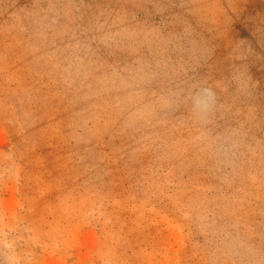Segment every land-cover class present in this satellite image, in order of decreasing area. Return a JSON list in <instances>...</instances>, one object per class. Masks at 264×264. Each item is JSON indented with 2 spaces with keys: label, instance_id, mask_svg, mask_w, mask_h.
I'll return each mask as SVG.
<instances>
[{
  "label": "rangeland",
  "instance_id": "rangeland-1",
  "mask_svg": "<svg viewBox=\"0 0 264 264\" xmlns=\"http://www.w3.org/2000/svg\"><path fill=\"white\" fill-rule=\"evenodd\" d=\"M120 20L179 37L167 75L144 90L135 129L113 111L123 93L90 95L97 76L148 55L100 43ZM77 42L91 44L100 66L69 92L48 57ZM240 65L251 97L235 91ZM187 80L218 86L230 109L219 127L255 109L251 142L261 147L224 180L187 146L182 110L157 104ZM77 116L87 121L80 138ZM0 150L15 161L0 171V211L23 237V264H249L229 242L264 249V0H0Z\"/></svg>",
  "mask_w": 264,
  "mask_h": 264
},
{
  "label": "clouds",
  "instance_id": "clouds-1",
  "mask_svg": "<svg viewBox=\"0 0 264 264\" xmlns=\"http://www.w3.org/2000/svg\"><path fill=\"white\" fill-rule=\"evenodd\" d=\"M47 12L37 22L38 31L45 39L52 24L47 22ZM54 23V21H53ZM100 37V43L109 49L128 48L133 53L147 52V57L140 55L134 63L112 67L109 72L97 76L100 87L90 95L100 96L121 92L113 111L118 118H123L124 125L135 129L147 114V105L141 107L144 90L157 82L169 64L165 55L168 46L178 36L165 35L158 26H126ZM49 61L58 80L69 92H78L79 86L99 70V60L95 50L88 42L68 45L62 55L53 52ZM232 82L237 95L251 97L253 82L243 65L233 70ZM161 109L182 110L180 124L190 130L187 146L196 155L207 162L209 169L219 179L224 180L246 162L249 153L255 154L261 147L253 135L256 112L251 109L244 122L219 127L218 121L230 112L221 100L218 86L205 80H187L170 85L157 97ZM87 121L75 119L74 134L80 138ZM15 163L11 151L0 150V171H10ZM103 206L102 201L99 205ZM16 227L9 224L6 215L0 211V264H23V237L14 235ZM35 240V236L29 237ZM230 247L245 249L249 264H260L264 259V249L247 241L236 239L229 242Z\"/></svg>",
  "mask_w": 264,
  "mask_h": 264
}]
</instances>
